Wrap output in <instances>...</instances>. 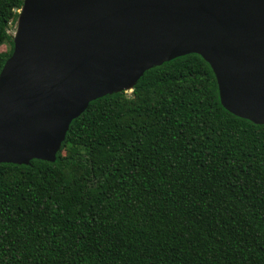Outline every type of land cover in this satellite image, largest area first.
<instances>
[{
    "label": "trees",
    "instance_id": "16d2710c",
    "mask_svg": "<svg viewBox=\"0 0 264 264\" xmlns=\"http://www.w3.org/2000/svg\"><path fill=\"white\" fill-rule=\"evenodd\" d=\"M22 4L0 0V71ZM0 264H264V126L223 109L200 56L147 71L54 163L0 164Z\"/></svg>",
    "mask_w": 264,
    "mask_h": 264
},
{
    "label": "water",
    "instance_id": "95a60500",
    "mask_svg": "<svg viewBox=\"0 0 264 264\" xmlns=\"http://www.w3.org/2000/svg\"><path fill=\"white\" fill-rule=\"evenodd\" d=\"M0 71V164L54 163L73 121L200 56L223 109L264 126V0H23Z\"/></svg>",
    "mask_w": 264,
    "mask_h": 264
},
{
    "label": "rangeland",
    "instance_id": "374dc122",
    "mask_svg": "<svg viewBox=\"0 0 264 264\" xmlns=\"http://www.w3.org/2000/svg\"><path fill=\"white\" fill-rule=\"evenodd\" d=\"M13 29H14V28H13V27H11V31H13ZM5 50H6V48H5V47H3V48H2V51H5ZM128 94H130V92H128Z\"/></svg>",
    "mask_w": 264,
    "mask_h": 264
}]
</instances>
